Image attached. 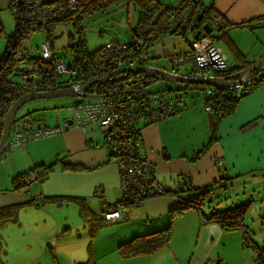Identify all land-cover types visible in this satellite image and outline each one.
Wrapping results in <instances>:
<instances>
[{"label": "crops", "instance_id": "obj_1", "mask_svg": "<svg viewBox=\"0 0 264 264\" xmlns=\"http://www.w3.org/2000/svg\"><path fill=\"white\" fill-rule=\"evenodd\" d=\"M199 3L202 1L198 0L197 5ZM211 6V11L218 14L223 23L241 22L246 17L257 16L260 17L259 24L264 23V1L261 0H214L209 6L198 9ZM190 15L188 13V18ZM228 36H233V41L236 40L234 44L249 63L264 55V48L257 44L254 53L244 52V43H240L230 31ZM262 36L264 27L259 36L264 44ZM212 41L222 47L227 60L225 47L239 61L220 39ZM156 90L171 93L168 88ZM181 91L184 96L179 103L174 98V112L156 122L137 127L139 155L154 164V176L171 187L184 175L193 188L200 190L205 186L212 189L216 181L233 180L244 174V178L249 176L244 180V186L257 185L252 192L245 190L244 198L248 194H252L253 198L262 189L259 183H264V82L242 95L233 108L223 114L220 113V105H214L211 110L204 108L208 91L190 85H184ZM63 101H58V104ZM48 104L46 101H33L31 110L21 116L33 115L38 126L43 124L42 127H48L50 124L46 122V115L36 114V110ZM58 117L62 124L71 123L68 120L72 116H57V122ZM95 123L64 127L70 130L52 138L27 141L8 155H2V159L0 157V211L16 206L13 207L16 212L13 218L1 221L0 217V258L5 259L8 254L14 255L16 251L27 249L31 254L20 259L28 258L30 264H55L59 257L47 251L46 247L43 254L33 249L50 239L56 254L61 250L65 256V246H59L56 238L63 240L66 235H73L78 248L81 238L89 234L91 244L87 248V257L93 259L94 264H256L254 248L243 243V231L238 227L226 228L214 218L209 219L215 208L208 206L206 214L200 206H188L179 213L176 211L178 201L192 199L194 192L183 196L180 192H165L146 197L133 206L123 219L98 228L105 224L96 222L95 215L99 210L106 209V204H116L120 208L122 192L116 162L107 147L95 138V126H99ZM202 148L203 152L196 157ZM216 157L220 158L221 164L216 162ZM40 164L51 165L43 180L32 178L28 184L26 181L25 185L16 187L14 177ZM96 191L97 197L94 196ZM59 195L66 197L64 201L48 199ZM5 214L8 217L12 211L7 210ZM168 222H171L172 236L159 249L128 257L118 252L120 243L137 234L162 228ZM15 236L18 238L15 239Z\"/></svg>", "mask_w": 264, "mask_h": 264}, {"label": "built area", "instance_id": "obj_2", "mask_svg": "<svg viewBox=\"0 0 264 264\" xmlns=\"http://www.w3.org/2000/svg\"><path fill=\"white\" fill-rule=\"evenodd\" d=\"M25 3L28 7L23 9V13L29 19L37 21L45 27L50 24L52 27L49 28V31H54L55 28L48 17L59 11V7H36L34 0L25 1ZM76 5L77 0H70L67 3L68 7H64L63 11H73L77 8ZM170 14L168 19L173 18V13ZM209 18L214 24L223 23V19L215 14H211ZM212 40L209 37H200L190 43V49L186 53L172 55L170 61L173 65L188 63L190 66L189 71L174 70V72L201 77L206 74L213 76L217 71L227 70V54L219 44ZM103 50L109 59H123L130 66L145 63L147 59L144 36L139 30L132 35L130 40L110 39L103 44ZM29 52L21 47L13 49V57L17 63L13 67L12 74H16L23 81L30 80L32 82L30 87L21 91L20 94L36 90L37 86L34 81L41 78L50 65L55 77L64 73L72 76L78 72V68L73 63V57H69L65 61L62 57L55 55L48 39L44 38L40 41L38 50ZM261 74V76L264 75V67L261 69ZM250 85V82H245L230 86L221 92L212 87L209 97L207 96L204 102V108L212 109L210 97L218 96L221 93L227 98H240L251 90ZM69 106L73 111L71 123L62 124L58 117L55 127H40L36 124L37 120L33 116L26 115L14 119L8 138L0 150V157L7 154L14 145L24 144L31 139L63 131L69 126H82L96 122L103 132L104 145L116 162L119 186L122 192L120 208L110 207L106 204V209L97 212L99 224L123 219L133 206L138 205L146 197L171 192L173 189L171 186L163 185L154 176L155 165L138 154L140 139L137 128L143 123H152L163 119L176 110L175 99L169 91H150L143 79L132 78L119 83L115 92L100 93L94 98L82 100ZM57 116H59L58 112ZM215 159L218 164H221L219 157ZM178 187L185 188L186 186L180 182ZM94 196H98V191L94 193ZM255 263L259 264V261Z\"/></svg>", "mask_w": 264, "mask_h": 264}, {"label": "rangeland", "instance_id": "obj_3", "mask_svg": "<svg viewBox=\"0 0 264 264\" xmlns=\"http://www.w3.org/2000/svg\"><path fill=\"white\" fill-rule=\"evenodd\" d=\"M10 0H0V22L2 30L0 31V56L4 53L7 45L9 44L7 37L14 32L15 29V18L11 8L9 7ZM163 7L170 6L168 10V20L169 28L165 29L163 32L159 33L153 40L145 39L146 45V52H147V59L145 61L146 64L156 65L160 67H164L168 70H180V71H189L190 66L188 63H183L179 65H173L170 61L172 54L179 53V52H186L187 49L190 48L191 41H196L200 37H210L211 35H219L220 30L218 26H213V30L210 32H206L202 29V32L199 33L197 38H193L194 30L193 24L194 22L188 18V13H191V9L194 7H201V6H209L214 0H201L202 3L197 5L198 0L191 1L189 0H159ZM264 1V0H261ZM173 7H184L181 13L176 14V10ZM165 13V12H164ZM170 13H173V18L168 19L170 17ZM165 16V14L163 15ZM162 17V16H161ZM160 17V18H161ZM158 18V20L160 19ZM80 19V18H79ZM249 20L248 17L244 18V25H240V22L236 23H228L230 25L228 32L230 34H234L236 38L240 40V43H244V52L254 53L253 50H256L257 45L258 47L264 48V44L261 43L260 33L261 28L264 27V23L257 24L255 26H251L247 23L246 20ZM256 17L252 20L251 23L255 21ZM264 17H262V20ZM157 20V19H156ZM157 20V21H158ZM173 20L175 21L174 24ZM261 20V21H262ZM257 22L259 19L256 20ZM138 22V7L133 0H117L112 4L106 5L103 9L98 10L96 12L90 13L83 18L80 19L79 25L73 24L70 21L63 20L57 23V31L54 36V45L64 59L68 60L70 55L68 53L69 45L72 44L78 34H82L85 38L86 46L90 49L96 48L105 42L109 41L110 39H115L119 41L128 40L131 35L132 28ZM179 23L183 24L182 29H178V31L173 32L172 30L176 28ZM227 25V26H228ZM80 29V32L78 30ZM44 32L42 30H33L30 34L23 39V46L26 47L29 51L38 50V44L44 38ZM161 35V36H160ZM233 37V36H232ZM264 39V36H262ZM155 40V41H154ZM154 41V42H153ZM192 41V42H193ZM153 42V43H151ZM236 42V40H234ZM151 43V44H150ZM257 44V45H255ZM226 51L228 52V62L230 65L237 64L236 59H234L231 55V51L228 50L227 47ZM251 51V52H250ZM180 54V53H179ZM252 56V55H251ZM124 64V62L122 63ZM77 74H73L72 76H76ZM71 75L68 73H64L61 75V79H68ZM83 82L82 79H77V83ZM185 85L184 82L181 81H173V80H165V79H155L150 81L147 84L148 90H156L162 88H168L173 97L176 99L177 103L181 101L184 96L183 91H181L182 87ZM201 89L209 92L211 90L210 84H203ZM91 97H81V96H54L49 98H37L30 101L25 102L17 111V116H20L27 111L31 110V103L33 101H46L49 102L48 105H44L42 108L36 110V114L42 113L45 114L46 122H49L50 125L48 127H53L57 125V112L63 117L69 118L73 115L72 108L69 104L72 102L78 103L85 99H90ZM64 100L61 104H58V101ZM212 103V109L214 108L215 102L213 98H210ZM56 105L57 107H54ZM35 112V111H34ZM31 112V113H34ZM28 115V114H27ZM33 116V115H32ZM64 118L62 119V121ZM97 124V123H95ZM146 124V123H145ZM43 126V124H41ZM98 126V124H97ZM73 129V128H71ZM69 129H65L63 131L45 135L39 138L31 139L39 140L43 138H52L56 135H59L63 132H67ZM95 138L101 144L104 145V137L103 132L99 129V126H95ZM1 134V131H0ZM30 141V140H29ZM17 144L12 147L11 150L16 148ZM11 150L7 153V155L11 152ZM6 155V154H5ZM3 157H1L2 159ZM249 179V176L244 178V174L235 177V179L231 180H222L216 181L212 184L211 190V198L209 201L200 204V209L206 214V209L209 206L208 204L212 203L216 208H222L223 206L229 207L231 205H240L244 203V192L245 190L252 192L253 188H257V185H246L244 186V180ZM260 186L262 189L256 195H254V204L251 206L250 210L246 212L244 221L250 228V237L256 242L260 247L264 248V183L260 182ZM176 183H174V187H176ZM196 190V189H195ZM193 189L189 190H182L180 191L181 196L182 194H188L187 192H195ZM257 191V190H256ZM252 194L246 195L247 199H251ZM225 205H222L223 202L227 201ZM109 225V224H108ZM107 226H98V228H102ZM239 228V227H238ZM241 231L242 228H239ZM16 234V233H15ZM18 237L15 236V239ZM75 236L73 235H66L63 240H57L59 246H65L63 251L65 252V256L61 250H58V254L54 251V246L49 247L44 241V245L36 246L33 251L39 250L40 254H43L46 250L50 253H54L55 256L59 257L58 260L55 261V264H88L93 261V259H89L87 257V248L88 245L91 243V237L88 236L81 238L82 243L77 248L74 243ZM50 243L52 241L48 239ZM25 242L21 243L24 244ZM71 246L74 248L71 249ZM46 247V250H45ZM14 248V245L11 244V249ZM26 254L30 255L31 251L27 249H22L20 251H16L14 255H7L5 259L0 258V263L2 264H30L28 263V258L20 259L22 256ZM61 254V255H60ZM66 257V258H65ZM71 258V261L68 259ZM74 258H79L78 261H73ZM83 258V259H81ZM5 261V262H4ZM7 262V263H6ZM88 262V263H87ZM94 262V261H93Z\"/></svg>", "mask_w": 264, "mask_h": 264}, {"label": "trees", "instance_id": "obj_4", "mask_svg": "<svg viewBox=\"0 0 264 264\" xmlns=\"http://www.w3.org/2000/svg\"><path fill=\"white\" fill-rule=\"evenodd\" d=\"M17 1L16 0L9 1V7L11 8L15 18V29L14 32L7 37L9 44L4 50V53L0 56V129L2 128L5 113L8 110L9 106L18 96L21 95L20 94L21 91L27 90L32 84L30 80L28 82L23 81L22 79L17 77L16 74L14 73L12 74L13 67L17 63L13 57V49L15 50V48L21 47L22 49L30 53L29 50L23 46V39L27 37L30 34V32H32L33 30H42L45 34L44 38L50 40V46L53 50V53L55 55L62 57L61 55H59V52L56 49L53 40L55 33L57 31V26H56L57 23L59 21L67 20L72 22L73 24L79 25L80 19L83 18L84 16L96 12L98 10H101L106 5L112 4L117 0H77V5H76L77 8L73 11H68V12L67 11L64 12L63 10L64 7H68L67 3L70 2V0H34L36 3L35 4L36 7H46V6L59 7V11L53 13L52 16L48 17V20L52 22L55 28L54 31L53 30L49 31V28L52 27L50 24H47V27L42 26L37 21H32L31 19H29L27 15L23 13V9H25V7H28L25 1H29V0H17ZM133 1L136 3L138 7V22L132 28L131 35L128 38V40L132 39V35L137 33L139 30L144 36V45H145V39H149V41L153 40L159 33L163 32L165 29L170 27L169 24H167L168 20H166V18L169 15L167 9H169L170 6L163 7L159 0H133ZM190 1L193 0H189V2ZM173 8L174 10H176V14L181 13L182 9H184V7H173ZM212 9H213L212 6L201 8L198 11L195 18H192L194 9H191V15H190L191 17L189 19L193 20L194 22L193 24L194 32L197 28H202L204 22L209 23L210 14L215 13L214 11H211ZM199 12H202L200 22L197 21ZM164 14L165 16H163ZM158 18L160 19L158 20ZM254 18L255 17H252L249 20H246L247 23L251 26H255L259 24V22L256 21L257 19H260L259 16H257L255 21L251 23ZM173 22L175 21L173 20ZM244 23L245 21H241L239 24L244 25ZM227 25L228 24L225 21L223 24L218 25L220 30L219 35L213 36L211 35V32L206 34H210L209 36L212 37L213 39H216L217 41H219L220 39V41L228 45L236 55L237 59H239L237 64L231 67V71L229 73H232L234 71H237L245 67L246 65L249 64V62L244 59V55L237 49L232 37L228 36ZM182 28H183V24L179 23V25L176 28H174L172 31L176 32L178 31V29L180 30ZM1 30L2 27L0 22V31ZM78 32H80V29L78 30ZM68 53L70 57H73V63L78 68V72L76 73L77 75L75 77L70 76L66 80L61 79L62 78L61 76L55 77L52 73L51 65H50L46 69V71L42 74L41 78L34 81V83L37 86L36 87L37 89H54L58 87L68 86L70 84L77 82V79L81 78L82 81H85L103 75L116 67L127 65V63L123 59H119V60L109 59L106 52L103 50V44L93 49L88 48L86 46L85 38L83 37L82 34H78L76 40L69 45ZM64 60L66 61V59ZM115 61H119V62H115ZM123 62L124 64H122ZM132 78H141L145 81L146 84H148L147 83L148 78L144 76L143 72L122 71V72H118L117 77L114 78L113 80L109 79L101 83L98 86V92L106 93V94H109L107 92H111V93L115 92L116 87L119 86V85L117 86L118 83H123L124 81H127ZM260 82L261 83L264 82V75L261 76L259 81H256L250 85L251 89L252 88L254 89ZM203 84L204 83L193 82V83H185V86L187 87L190 85V87L192 88H201ZM212 87L214 86H211V89ZM219 90L221 92V90L223 89H219ZM207 96L209 97L208 94ZM207 96L205 97V100ZM210 98H213V101L215 102L214 105H220L221 108L220 113L222 114L225 112H229L233 108L236 101L239 99L236 97L227 98L223 96L221 93L218 96L215 95V97H210ZM20 117L22 116L21 115L17 116L16 114V119ZM203 150L204 148L198 151L196 157L199 156V154H201ZM109 155L112 156L111 152H109ZM50 167H51L50 164L36 165L33 169L29 170L28 172L21 173L16 177H14L13 181L15 182L16 187L17 186L21 187L25 185L26 181L28 184L29 180H31L32 178L36 180H43ZM180 182L184 183L186 187L185 188L178 187V183ZM176 185H177L176 187H172L173 189H171L170 193L178 194V192L182 190L196 189L195 192L193 193L192 199L178 201V205L176 207V211L178 213L188 206L199 207L201 203H205L209 201L211 198V195L209 196L210 191L212 190L211 187L205 186L200 190H198V188L196 187L193 188L190 181L186 179V175L182 176L181 180L178 181ZM65 198L66 197H64L63 195H59L57 197L56 196L48 197V199H55L59 201H64ZM246 199L244 198V203L240 205H231L229 207L225 206L224 208H216L214 207V205H212V203H210L208 204L209 207H211L210 209L215 208L216 210L211 212V215H209L208 217L209 219L211 217L219 221L222 224V226L226 228H236V227L242 228L244 245L252 246L254 248L255 262L259 261V264H264V257H263L264 248L260 247L250 237V232H251L250 228L245 223L243 218L245 217L246 212H248L251 206L253 205L254 196L253 198L251 197V199L249 200ZM115 206L116 204L110 205V207H115ZM13 207H7L1 209L0 211L1 221H3L6 218H13L16 215L15 209L13 210ZM7 210L12 211V214H10L8 217L7 214L3 215V213ZM95 217L97 222L98 214H96ZM171 236H172L171 222H168V224H166L162 228L142 234H137L133 236L131 239L120 243L118 246V252L124 257L141 254V253H150L159 249L166 243H168ZM88 264H94V263L92 261Z\"/></svg>", "mask_w": 264, "mask_h": 264}, {"label": "water", "instance_id": "obj_5", "mask_svg": "<svg viewBox=\"0 0 264 264\" xmlns=\"http://www.w3.org/2000/svg\"><path fill=\"white\" fill-rule=\"evenodd\" d=\"M202 12L198 14V20L201 19ZM204 29L206 32H210L212 27L208 22H204L202 28H197L193 34V38H197L199 33ZM261 64L264 65V55L258 57L257 59L251 61L248 65L241 68L237 71L236 78H230L231 75H215V76H201V77H194V76H187L182 75L179 73L174 72L173 70H168L164 67L150 65V64H138L132 66H119L116 67L107 73L85 80L81 83H73L68 86L58 87L54 89H36L32 91H28L26 93L21 94L18 96L12 104L9 106L8 110L5 113V117L3 120L1 134H0V150L4 143L6 142L8 135L10 133L11 125L16 119V113L18 109L27 101L37 99V98H49L54 96H81V97H94L99 95L98 93V86L107 81L109 79L115 78L114 75L118 72L122 71H138L143 72L144 76H150L147 79V83L155 79H165V80H173V81H181V82H200V83H207L217 87H230L237 84H242L250 80L255 72L257 66ZM119 83L117 84V86ZM111 93V92H107ZM71 121L70 119L68 120ZM49 247H52V243L46 241Z\"/></svg>", "mask_w": 264, "mask_h": 264}, {"label": "bare ground", "instance_id": "obj_6", "mask_svg": "<svg viewBox=\"0 0 264 264\" xmlns=\"http://www.w3.org/2000/svg\"><path fill=\"white\" fill-rule=\"evenodd\" d=\"M198 11H199V9L198 8H196V7H194V12H193V15H192V18H195L196 17V15H197V13H198ZM211 14H215V15H217V16H219L218 14H216V13H211ZM210 14V15H211ZM220 17V16H219ZM198 22H200L201 21V19L200 20H197ZM209 24H210V26L212 27V26H218L217 24H214L211 20H210V18H209ZM223 24V23H222ZM221 25V24H220ZM212 29H213V27H212ZM140 64H146V63H140ZM227 64H228V68H227V70H225V71H217V72H215V74L213 75V76H215V75H231L230 76V78H236L237 77V71H234V72H232V73H229L230 71H231V66H230V64H229V62H228V60H227ZM138 65V64H137ZM263 67H264V65H261V64H259L258 66H257V68H256V70H255V72L253 73V76H252V78L250 79V80H247V82H250L251 84L252 83H254V82H256V81H259V79L261 78V69H263ZM240 70V69H239ZM208 74H206V75H204V76H207ZM187 76H189V75H187ZM210 76V75H209ZM150 76H147L146 78H149ZM184 83H186V82H184ZM147 85V84H146ZM211 85V84H210ZM211 86H214V85H211ZM214 87H216V88H219V89H226V88H228V87H226V88H222V87H217V86H214ZM253 89V88H252ZM251 89V90H252ZM138 136H139V134H138ZM139 139H140V137H139ZM217 162V161H216Z\"/></svg>", "mask_w": 264, "mask_h": 264}, {"label": "flooded vegetation", "instance_id": "obj_7", "mask_svg": "<svg viewBox=\"0 0 264 264\" xmlns=\"http://www.w3.org/2000/svg\"><path fill=\"white\" fill-rule=\"evenodd\" d=\"M114 77L116 78L117 77V74L116 75H114ZM114 78H112L111 80H113ZM99 93V92H98ZM98 96V95H97ZM94 97H96V96H94ZM94 97H91V98H94ZM90 98V99H91ZM85 100H87V99H85Z\"/></svg>", "mask_w": 264, "mask_h": 264}, {"label": "clouds", "instance_id": "obj_8", "mask_svg": "<svg viewBox=\"0 0 264 264\" xmlns=\"http://www.w3.org/2000/svg\"><path fill=\"white\" fill-rule=\"evenodd\" d=\"M26 93V92H25Z\"/></svg>", "mask_w": 264, "mask_h": 264}]
</instances>
